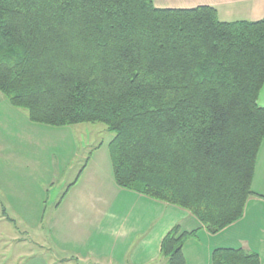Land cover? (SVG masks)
Returning <instances> with one entry per match:
<instances>
[{
	"label": "trees",
	"instance_id": "obj_1",
	"mask_svg": "<svg viewBox=\"0 0 264 264\" xmlns=\"http://www.w3.org/2000/svg\"><path fill=\"white\" fill-rule=\"evenodd\" d=\"M263 86L264 16L223 21L211 6L153 0H0L2 97L43 125L104 124L116 185L187 210L210 233L255 195ZM194 235L174 225L161 257L185 264ZM211 264L260 260L215 248Z\"/></svg>",
	"mask_w": 264,
	"mask_h": 264
},
{
	"label": "crops",
	"instance_id": "obj_2",
	"mask_svg": "<svg viewBox=\"0 0 264 264\" xmlns=\"http://www.w3.org/2000/svg\"><path fill=\"white\" fill-rule=\"evenodd\" d=\"M153 2L158 8L211 6L223 21H253L264 16V0ZM16 111L20 118L28 120L26 111L21 112V109L13 107L0 96V164L2 167L5 165L6 175L9 174V168L14 167L15 141L6 139L13 132L9 117ZM107 137L106 144L101 141L90 147L89 159L77 181L75 178L81 168L79 165L73 179L68 178L65 182L62 181L63 177L58 179L55 173L38 174V185L40 189L44 186L47 194L57 187L55 199L52 200L54 214L48 224L49 235L55 240H51L50 252L53 255L48 259L40 255L41 251L17 253L15 257L24 256L17 264H73L70 257L58 258L55 254H74L72 260H75V264H167L160 255V244L164 235L176 224L181 230H195V235L187 239L182 247L185 264H211L215 248H241L255 252L260 264H264V140L256 157L251 183L255 195L247 199L240 219L216 233H210L187 210L118 187L108 152L112 134ZM63 142L59 141L58 145ZM46 161L52 170L54 165L61 167L67 160L54 158ZM5 181L11 182L8 177L0 178V186ZM58 182L61 183L59 193ZM0 203L5 205L2 199ZM34 203H38L37 199Z\"/></svg>",
	"mask_w": 264,
	"mask_h": 264
},
{
	"label": "rangeland",
	"instance_id": "obj_3",
	"mask_svg": "<svg viewBox=\"0 0 264 264\" xmlns=\"http://www.w3.org/2000/svg\"><path fill=\"white\" fill-rule=\"evenodd\" d=\"M257 103L264 104V86ZM9 123L13 132L6 140L15 141L14 167L9 168V174L6 175L5 165L2 167L0 164V178L8 177L15 186L10 181H5L0 186V200L5 204L0 203V264L21 262L24 256L15 257L17 253L41 251L40 255L51 259V240H55L49 235L48 224L54 214L52 200L55 199L57 187L47 194L44 186L40 189L38 185V174L55 173L58 174V179L63 177L64 182L68 178L73 179L77 165L81 167L84 158L90 155V147L101 141L106 144L110 132L102 123H80L75 127L64 126L65 128L58 129V126L43 125L30 121L29 118L22 119L17 111L9 117ZM61 140L64 142L58 145ZM54 158L67 161L58 168L54 165L50 170L46 160L52 161ZM60 186L61 183L58 182V193ZM36 199L37 204L34 203ZM55 255L58 258L70 257L69 260L76 263L72 260L74 254Z\"/></svg>",
	"mask_w": 264,
	"mask_h": 264
}]
</instances>
